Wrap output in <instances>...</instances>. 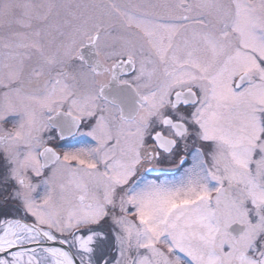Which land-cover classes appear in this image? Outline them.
Segmentation results:
<instances>
[{
    "label": "snow or ice",
    "instance_id": "6c2138e0",
    "mask_svg": "<svg viewBox=\"0 0 264 264\" xmlns=\"http://www.w3.org/2000/svg\"><path fill=\"white\" fill-rule=\"evenodd\" d=\"M0 264H264V0H0Z\"/></svg>",
    "mask_w": 264,
    "mask_h": 264
},
{
    "label": "flooded vegetation",
    "instance_id": "af4514ba",
    "mask_svg": "<svg viewBox=\"0 0 264 264\" xmlns=\"http://www.w3.org/2000/svg\"><path fill=\"white\" fill-rule=\"evenodd\" d=\"M155 167L157 170L147 173L149 179H159V181L162 182L165 180H171L173 178L179 177L183 174L178 164V161L175 160L164 161L156 165Z\"/></svg>",
    "mask_w": 264,
    "mask_h": 264
},
{
    "label": "rangeland",
    "instance_id": "374dc122",
    "mask_svg": "<svg viewBox=\"0 0 264 264\" xmlns=\"http://www.w3.org/2000/svg\"><path fill=\"white\" fill-rule=\"evenodd\" d=\"M179 177H180V176H179ZM179 177L173 178V179H171V180L178 179ZM162 182H163V181H162Z\"/></svg>",
    "mask_w": 264,
    "mask_h": 264
}]
</instances>
